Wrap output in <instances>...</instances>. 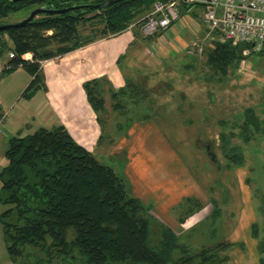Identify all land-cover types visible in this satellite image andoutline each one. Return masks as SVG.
Here are the masks:
<instances>
[{
	"label": "trees",
	"instance_id": "obj_1",
	"mask_svg": "<svg viewBox=\"0 0 264 264\" xmlns=\"http://www.w3.org/2000/svg\"><path fill=\"white\" fill-rule=\"evenodd\" d=\"M105 1L0 0V25L8 23L5 20L10 13L29 7L45 5L57 9ZM153 1L119 0L97 9L39 14L25 25L0 30V35L6 33L11 39L15 53L9 61L12 66L6 71L21 64L36 74L44 59L123 31L137 16L134 7L140 9L145 2L142 10L146 11ZM87 25L95 28L87 30ZM244 47L225 41L205 48L206 64L212 68L214 79L226 76L229 69L246 58L242 54ZM6 49L5 44H0V56ZM27 52L31 53V60L21 58ZM34 80L25 89L24 97H31L37 90ZM96 84L94 80L85 85L89 103L100 112L104 99L95 93ZM123 106L120 104L117 109ZM252 108L243 110L247 140L259 124ZM228 149L233 158L239 155L235 147ZM5 158L7 164L0 169V202L6 208L0 213V224L12 261L28 256L26 246L47 256L45 261L39 257L33 264H47L56 256L64 264H220L227 259L226 255H219V250L231 246L229 241H219L190 254L172 228L147 215L151 207L133 194L127 176L118 175L101 162L62 125L13 136ZM187 209L188 215L193 209L192 201ZM256 233L254 228L253 234ZM150 236L157 241L152 243ZM178 249L183 256L174 259L172 253Z\"/></svg>",
	"mask_w": 264,
	"mask_h": 264
},
{
	"label": "rangeland",
	"instance_id": "obj_2",
	"mask_svg": "<svg viewBox=\"0 0 264 264\" xmlns=\"http://www.w3.org/2000/svg\"><path fill=\"white\" fill-rule=\"evenodd\" d=\"M144 3L145 2L140 4V9H136V6L134 7L135 11L137 12V16L130 23H133L136 20L140 19L142 15L148 11L150 7L146 11L142 10L144 7ZM40 6L45 5H39L37 7ZM37 7H29L24 10L10 13L5 21H7L8 23H16L26 18L30 14V12ZM129 24L124 30H131L138 42L143 46L144 55L142 60L146 63V69L144 72L148 73L150 69L152 71L153 76H151L147 82L143 79V81L141 82V86L147 88V91H149L148 96L151 99H155L156 102L154 108H156V110L151 114L149 113L148 117L146 118H143V113H130L129 115L131 117L133 116V120L131 121L129 127L127 129L122 128L116 141L112 142V144H114L113 148L111 145H109L106 149H104V151H101L100 153L107 154V156L112 154L122 155V153L130 154V157L133 160L132 164L136 162L134 163V165H132V168H134L135 166L136 168L135 170L131 169L129 174L130 176H133V188H138L136 193L137 195L139 194V197L143 199L144 203H146V197L145 195L141 194V192H145V183L142 179H144V177L148 175V177L151 176L152 180L157 181V175H163L168 178L170 177V184L175 186L172 188L174 190V193L176 192V187H178V185L183 186V184H185V194L183 195L197 196L198 199L205 205L204 211H202L203 216H205L208 214L207 211L209 210V208L206 204L207 199H205L204 194L202 193V191H200L199 186H201L203 192L205 193L207 191L206 188L211 184L212 175H202L200 171V175H197V178L194 176L196 180L192 181L190 176H187L185 180H180L176 178L174 179L173 171L187 168L190 169V172H192V167L195 168V166L197 165V162H195L196 158H200V161L203 160V151L199 149V145L197 142L198 138L202 139L203 136L205 137L207 135L206 131L210 132V138H216V135L219 132V127L215 126L214 117H219L220 112L225 114V116H228V113L232 112L233 114H235V117H237L235 120L238 121L237 123L239 124L243 120L242 116H239L238 114L242 109L241 105L246 106L248 105L246 103H249L250 101H248V98L250 97V90L248 89L257 87L258 89L256 91L259 92H253V96L259 95L262 99H260L261 101H254V103H256L257 105L256 107L253 106L252 109L255 114L254 116L259 121V124L257 125L256 129H254L250 134V139L247 142L243 143L244 145L240 147V150L245 157V167H248L250 170L249 186L243 182L245 172L247 173L248 171L246 169L237 170V178L240 181V188L243 197V206L241 207V210L237 213V215H235L233 219L227 217L224 218L221 222L218 221V219L207 221L202 220L196 227L190 230H186L178 236V241L187 246L188 252L190 254L197 253L202 247H212L219 241H229V243L232 244L231 240L229 239L231 237L237 239L236 241L238 242L239 239L241 240V237H243V240L249 237V239L253 241L254 244L257 243V240L255 241L250 238L251 232L250 228L248 227L250 224L249 216L254 217L255 214L252 211V207L247 202L249 201L248 197H252V187L259 188L260 190L256 193L258 194L256 195V197L260 199H257L253 195L255 198V200L253 199V209L255 211V208L257 209L259 207V211L256 210V216L254 218L260 220V228H258V232L262 237L264 235V55H261V53H253L245 61L241 60L237 64L238 70L236 72L234 71L236 70V67H234L228 70L226 76L220 79L218 77L216 80L214 79L215 77L213 76L214 73L212 68H210L206 64V55L204 54L205 48L212 45V43L208 44L205 39H200L205 35L203 26L200 21L193 19L190 23L184 22L183 24L181 18L179 20V24H175L172 29H170L166 34L163 33L162 35L153 37L145 36L141 32L140 26L138 24L128 28ZM94 28L95 27L91 25L86 26L87 30H92ZM197 38L202 44L203 52L201 54H187L185 49L188 43H190L191 39L197 41ZM0 44H5L7 46L5 53L0 56V64L2 65V70L0 71L1 73L12 66V64H9V61L15 56V53L12 41L6 33L0 35ZM10 53L13 54V57L9 58L8 56H10ZM25 55L26 54H22L21 58H23L24 60H29L26 59L27 57H25ZM41 62L42 61H40V63ZM162 63L166 65H168L167 63H173L169 65V68H173L174 70H170V72L166 73L169 77L168 83H171L172 86L171 90H164V92L166 91L167 94L160 95L159 92L161 93V85L158 82L160 81V79L165 80V65H163ZM132 66L133 63L131 62L129 67ZM181 67L184 69V72H182L185 74L184 76L177 74V72L175 71L179 70L181 72ZM137 76H132L133 80L136 81L135 83L139 81ZM186 76H189L191 78L195 77V79L191 80L192 82L188 84L190 80ZM229 77H231L232 80L233 78H236V80L234 81H237L236 83H240L241 85L243 83H248V89L245 86L246 88L242 90L241 88H244V85L242 87L239 84H232L231 86H233V89L224 88V82H228ZM5 85V83L0 84V93L3 86ZM181 89L185 90V93L188 94L191 99L188 103L189 107L185 106V102L187 101L186 100L182 102L184 108L178 111V108H174V106L176 105V102H180L179 92ZM225 94L227 98H229V94L231 95L230 97L233 98L232 104L236 108L228 110L223 107V103H225V101L222 99L219 100L217 98V95L222 98ZM243 94L245 98H243ZM160 103H166L168 108H161L159 110V107L161 106ZM195 105L198 108L195 107ZM106 107L107 112L103 113L102 117L107 119V121L112 126L113 123L117 122V119H115L116 115L114 114L115 112L111 113L109 105H107ZM190 108H193V110ZM256 108H258L259 110ZM213 110H216V113ZM210 113L215 114L214 116H212L210 115ZM121 119H123L122 116ZM212 126L215 127L212 128ZM230 128H232L234 133H236L237 125ZM230 128L226 127L225 130L228 132ZM130 130L131 132H129ZM122 136H125L123 139H127L128 141L121 143V145L118 146L119 148H115L116 143L120 141ZM163 137H165V140H163ZM238 138L239 136H237V139L236 137H232L231 142L233 144L242 143V140ZM107 140V136L106 134H104L102 144L106 145ZM163 146L165 147V149H162ZM216 152L218 154V157L222 159V155L217 149ZM95 156L104 164L111 166L118 175L123 174V163L118 157L113 156L114 158H106L100 157L98 154H96ZM152 160H154L153 164L151 163ZM145 161L147 162V166L150 164V168L147 171L145 170ZM204 162L208 163V161ZM129 167H131V165ZM129 167H127V169ZM155 173L157 174L155 175ZM185 174L186 173H184V175ZM157 188L160 190V192H162L163 186ZM172 189L171 191L173 192ZM233 193L234 197H236V192ZM183 195L181 194V196ZM178 197L179 196H177L176 198L172 197V201L175 202ZM192 205L194 206V203H192ZM159 207H157V209ZM188 207L189 205H187L184 201L177 209V211L170 213L171 222L175 223V221H178V218L185 214V211ZM5 208L6 206L2 205V203L0 202V212ZM147 215L154 216L157 219V214L155 211H153V209L148 210ZM161 218L162 217H159L160 222L166 225L167 223ZM238 219L240 220L238 221ZM157 221L159 220L157 219ZM192 222L193 220L190 217L189 219H187L186 224ZM152 226L154 227V222L151 223V227ZM176 229L179 230L178 227H176ZM232 229L236 230V232L233 231V234L230 233L232 232ZM251 231H254L253 227L251 228ZM262 239V243H260L261 245H258V250H264V248L262 249V247H264L262 245L264 244V238ZM150 240L152 243H155L157 241L155 236H152V238L150 236ZM238 250L239 249L237 248L233 250H219V255H233L239 252ZM255 250L257 249H253L252 245V250L250 251L256 252ZM234 251H236V253H233ZM26 252L28 255L26 258H17L15 261H10L11 258L9 259L8 254L6 253L5 243L0 225V264H33L39 257H42L44 261L47 258L44 252L39 253L37 252V248H34L32 246H26ZM182 256L183 255H181L180 249L174 250L172 253V257L174 259ZM234 261L235 260H233V262ZM223 262L220 264H224ZM41 264L46 263L43 262ZM47 264H64V262L61 260V257L56 256ZM75 264L80 263L79 261H76Z\"/></svg>",
	"mask_w": 264,
	"mask_h": 264
},
{
	"label": "crops",
	"instance_id": "obj_3",
	"mask_svg": "<svg viewBox=\"0 0 264 264\" xmlns=\"http://www.w3.org/2000/svg\"><path fill=\"white\" fill-rule=\"evenodd\" d=\"M188 19L186 18L184 21L188 22ZM25 54V57H27L26 59L31 60V53L28 52ZM143 55V46L138 42L134 33L131 30H123L118 33H111L102 38H96L95 40L87 44L79 45L75 49L66 53L42 60L36 74H31L26 67L22 65H18L10 71L1 72L0 84L5 83L6 85L3 86L0 93V169L7 164L5 151L8 149V141L10 138L13 136L27 135L39 127L51 129L59 125H62L77 143L81 144L95 155L98 154L100 157L114 158L113 156L115 155L113 154L107 156V154L100 152L104 151L109 145L113 148L114 144H112V142L116 141L122 128L127 129L129 127L126 124L130 122L128 116L133 112L132 109L138 107V110H140L144 116L149 115L147 111L149 110L147 108L149 104L145 103L134 106L135 98L133 99L130 97L129 90V87L133 86L136 82L133 80L132 76L140 74L137 76L139 79L137 85L139 86H141L143 79L147 82L150 77L153 76L151 69L149 72L147 71L148 73L144 72L146 69V63L142 60ZM131 62L133 63V66L129 67ZM162 64L165 65V80L160 79V81L166 83L169 82V77L166 73L170 72V70H174L173 68H169V65L173 63H167L168 65L164 63ZM175 71L181 76L185 75L182 73L184 72L182 67L181 72L179 70ZM33 80L38 85V88L31 97L26 98L23 95L24 91ZM94 80L97 82L95 93L99 94L104 99V108L100 112L93 109L87 98L85 84ZM234 80H236V78H233L232 80L231 77H229L228 82H224V88L233 89V86H231L232 84H239L242 87L244 85V88H241L242 90L246 87L248 89V83H243L241 85ZM191 82L192 81L190 80L188 84ZM161 87H164L163 84H161ZM171 87L172 86L169 84L167 90H171ZM142 89L145 90L144 87H142ZM257 89V87L248 89L250 90L248 101H250L249 103H246L248 104L246 105L247 107H256L257 104L254 103V101L262 99L259 95L253 96V92H259L256 91ZM159 94L163 95L167 93L165 91ZM179 94H181L182 97L179 96L180 102H176V104H183L182 102L187 99L188 94L182 89ZM230 96L231 95L229 94V98H227L225 94L220 98L217 95L219 100L222 99L225 101L223 107L228 110L236 108L232 104L233 98ZM243 98H245L244 94ZM120 104L124 105L123 107L126 109H117ZM107 105L110 106L111 113L115 112V119H117V122L113 123L112 126L107 119L102 117V114L107 112ZM151 105H155V103L150 104V106ZM160 105L159 110L161 108H168L166 103H160ZM128 106L131 107L128 108ZM241 106L242 112L246 106ZM121 116L123 119H121ZM129 132H131V130ZM104 134H106L108 139L106 145L102 144ZM124 137L125 136H122L120 141L116 143L115 148H119L118 146L121 145V143L128 141L127 139L124 140ZM163 140H165V137H163ZM162 149H165V147L163 146ZM126 157L127 159L123 164L122 172L127 176L131 183L133 194L139 197V194L137 195L136 193L138 188H133V176H130L129 174L131 169L135 170L136 166L132 168V165L136 162L132 164L133 160L130 157V154H126ZM153 162L154 160L151 161L152 164ZM130 165L131 167H129ZM127 167L129 168L127 169ZM149 168L150 164L147 166V162L145 161V170L147 171ZM184 173L186 174L184 175ZM156 174L157 173H155V175ZM173 174L174 179L176 178L180 180H185L187 176H190L187 168L173 171ZM157 176V181L152 180L151 176L148 177V175L142 179L145 183V192H141V194L145 195V205L150 206L151 209L156 212L159 221V217H162L161 219L167 223L166 225L172 228L177 236H179V234L184 231L196 227L200 221L209 220V217H211L209 210L207 211L208 214L203 216L202 211H204L205 205L197 196L183 195L185 194V184H183V186L178 185V187H176V192L174 193L172 188L175 186L170 184V177L168 178L163 175ZM191 179L193 181L192 177ZM160 186H163L162 192L157 188ZM181 194L183 196H181ZM177 196H179L178 199L173 202L172 197L176 198ZM188 197L197 198L200 203V209L197 206H193L190 214L187 215V212L185 211V214L180 216L178 221L172 223L170 213L177 211L180 205L185 201V198ZM248 198L249 201L247 203L250 204L252 211L256 216V208L255 211L253 209V198ZM141 200L143 201V199ZM187 203L189 202H186V204ZM157 207L159 208L157 209ZM188 217H191L193 222L186 224L187 219H189ZM254 217L249 216L250 224L248 227L251 232L250 238L255 241L257 240V243L254 244L249 237L244 240L243 237H241L239 242L236 241L237 239L234 237L229 238L232 245L229 246L227 250L237 248L239 249V252L236 253V251H234L233 253L236 254L227 255V259L223 262L224 264H264V250H258V245L263 240L262 238H264V235L261 237L259 232L253 234L251 231L252 227L250 226L252 223L259 220ZM239 220L240 219H238V221ZM176 227H178L179 230H177ZM233 231L236 232L235 229H232V232L230 233L233 234ZM252 245L253 249H257L255 250L256 252L250 251L252 250ZM233 260L235 261L233 262Z\"/></svg>",
	"mask_w": 264,
	"mask_h": 264
},
{
	"label": "built area",
	"instance_id": "obj_4",
	"mask_svg": "<svg viewBox=\"0 0 264 264\" xmlns=\"http://www.w3.org/2000/svg\"><path fill=\"white\" fill-rule=\"evenodd\" d=\"M182 18L201 22L210 43L229 41L245 45L242 54L245 61L253 53L264 52V0H154L148 11L131 26L139 25L145 36L166 34ZM187 54H201L199 39L190 40ZM10 57L13 54L10 53ZM2 65L0 64V71Z\"/></svg>",
	"mask_w": 264,
	"mask_h": 264
},
{
	"label": "flooded vegetation",
	"instance_id": "obj_5",
	"mask_svg": "<svg viewBox=\"0 0 264 264\" xmlns=\"http://www.w3.org/2000/svg\"><path fill=\"white\" fill-rule=\"evenodd\" d=\"M189 66V65H188ZM238 70V66H236V70H234L235 72ZM187 78H189L190 80L195 79V77H189L186 76ZM263 82V81H262ZM160 85L163 84V88L161 87V92H164V90H167V87L169 86V84L171 85V83H162V81L158 82ZM168 83V84H167ZM132 88V92L134 94V106L136 105H141V104H149L147 106V108L149 110L148 113H152L153 111L156 110V108H154V105L150 104H154L156 101L155 99H151L148 95H149V91H147V88L142 89L141 86L137 85V83H134L133 86H131ZM163 90V91H162ZM160 93V92H159ZM206 93V92H205ZM180 97L181 94H179ZM207 97V94H206ZM190 97L189 95H187V99H185V106L189 107V101H190ZM195 104V103H194ZM145 106V105H144ZM195 107H197L195 105ZM129 108V107H128ZM152 108V109H151ZM174 108H178V111L181 110L183 107V104H176L174 106ZM198 108V107H197ZM126 108H122L121 110H125ZM132 109V108H130ZM173 109V108H172ZM170 109V110H172ZM193 110V108H190ZM134 113L140 114L142 113L140 110H138V107L133 108L132 109ZM216 113V110H213ZM214 113V114H215ZM213 113H210V115L214 116ZM228 116H225V114L220 112V116L219 117H214V121H215V126L219 127V132L215 137L210 138V132H207V135L201 138H198L197 142L199 145V149L203 151V160L200 161V158H196L197 165L199 166H195V168L192 167L193 171L190 172V176L193 178V180H196L197 175H200V171L202 173V175H206V174H210V176L212 175V180H211V184L206 188L207 191L204 193L201 186H199L200 191H202V193L204 194L205 199H207V207L209 208V214L211 215V217H209V220H216L218 219V221H222L224 218L230 217L231 219H233L235 217V215H237V213L241 210V207L243 206V200H242V193H241V188H240V181L237 178V170L238 169H246L248 172H245V177L243 182L245 184H247L249 186L250 183V178H249V168L245 167V162L244 159L245 157L243 156L240 147H242L248 140L246 139V125H245V115L244 112L240 111L238 114L239 116H242L243 120L238 124L235 119L237 117H235V114H233L232 112L228 113ZM148 117V115H145L144 118ZM228 117V118H225ZM128 118L130 119V122L126 125H130L131 121L133 120V116L131 117L130 115L128 116ZM237 123V124H236ZM125 125V126H126ZM235 125H237V131L236 133H234L233 129L230 127H235ZM215 126H212V128H214ZM221 127V129H220ZM230 128V130L227 132L225 130V128ZM239 136L238 139L242 140V143H232V137H236ZM200 137V134H199ZM230 147H235V152L239 153V155H236L237 157H232L230 154V150L228 148ZM216 149L220 152V154L222 155V159L218 157V154L216 152ZM227 152V153H226ZM116 157H118L120 159V161L124 164V162H126V154L122 153V155H115ZM204 161H208V163H205ZM201 162V163H200ZM196 178H195V177ZM251 185V184H250ZM252 187V186H250ZM249 188V187H248ZM260 189L259 188H255L252 187L251 193H252V197L255 200L254 196L256 197V194ZM256 191V192H255ZM236 192V197H234V193ZM233 198H232V196ZM254 195V196H253ZM257 199H260L258 197H256ZM197 198H185V202H189L192 201V203H194V206H197L200 209V203L198 201ZM189 203H187L188 205ZM257 211H259V207L256 209ZM255 224V227L254 225ZM260 226V220H257L256 222L252 223L251 227L256 228L257 232H258V228ZM262 243V241L260 242Z\"/></svg>",
	"mask_w": 264,
	"mask_h": 264
},
{
	"label": "water",
	"instance_id": "obj_6",
	"mask_svg": "<svg viewBox=\"0 0 264 264\" xmlns=\"http://www.w3.org/2000/svg\"><path fill=\"white\" fill-rule=\"evenodd\" d=\"M117 1H119V0H107L103 3L79 4V5H72V6H68V7L59 8V9H54V8H50V7H46V6H40V7L35 8L34 10H32L26 18H24V19H22L16 23H8V24L0 25V30H4V29L10 28V27H17V26L25 25L27 22L31 21L33 19V17L37 16L40 13L58 14V13L76 11V10H81V9H97L100 7L110 5V4L117 2Z\"/></svg>",
	"mask_w": 264,
	"mask_h": 264
}]
</instances>
